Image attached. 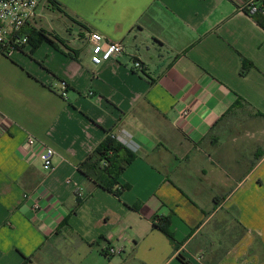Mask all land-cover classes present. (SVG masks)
<instances>
[{
  "label": "crops",
  "instance_id": "0c3cea01",
  "mask_svg": "<svg viewBox=\"0 0 264 264\" xmlns=\"http://www.w3.org/2000/svg\"><path fill=\"white\" fill-rule=\"evenodd\" d=\"M53 1L26 79L0 62V264H264V0ZM91 31L123 54L94 65ZM107 133L136 154L120 197L78 169Z\"/></svg>",
  "mask_w": 264,
  "mask_h": 264
},
{
  "label": "built area",
  "instance_id": "2783aa9c",
  "mask_svg": "<svg viewBox=\"0 0 264 264\" xmlns=\"http://www.w3.org/2000/svg\"><path fill=\"white\" fill-rule=\"evenodd\" d=\"M41 0H0V56H12L17 50L16 45L25 44L28 36L21 33L22 28L29 25L38 15V9ZM250 13L258 10L253 2L249 3ZM264 13V6L261 7ZM88 41L90 44V60L94 65H100L105 61L114 59L124 52V46L119 41H109L98 31L88 33ZM143 63L140 60L133 61V68L140 70ZM63 89H66V83L61 81ZM188 111H183L185 116ZM3 118L0 117V135L2 132ZM115 136L122 143L134 146L133 143L127 141L122 136ZM27 151L37 153L42 165L47 169H52L55 150L43 143L34 136L27 138ZM26 197L29 195L25 194ZM37 199H34L33 207L38 208ZM110 253L116 252L115 249H109Z\"/></svg>",
  "mask_w": 264,
  "mask_h": 264
},
{
  "label": "trees",
  "instance_id": "16d2710c",
  "mask_svg": "<svg viewBox=\"0 0 264 264\" xmlns=\"http://www.w3.org/2000/svg\"><path fill=\"white\" fill-rule=\"evenodd\" d=\"M260 11L263 13L261 9ZM256 12L257 11H255L254 14H256ZM257 21L264 28V17H257ZM21 33L28 36V41L25 44H30L31 53L35 52V50L39 48L43 42H49L55 45V42L50 38L49 34L42 29H38L33 26H25L22 28ZM25 44L16 45V47L17 49H22ZM57 79L59 78L57 77ZM244 102L245 101L242 99H239L231 111L238 105L245 104ZM135 158L136 154L132 149L119 141L112 134L107 133L103 140L79 164L78 169L94 185L102 187L103 189L113 193L115 196L120 197L121 194L130 187V185L121 184L119 177ZM80 202L81 198H79L78 205ZM154 224L157 228L172 238L173 235L170 230L169 217H161L157 215L155 217ZM27 259L28 258H26L21 264H25Z\"/></svg>",
  "mask_w": 264,
  "mask_h": 264
},
{
  "label": "rangeland",
  "instance_id": "374dc122",
  "mask_svg": "<svg viewBox=\"0 0 264 264\" xmlns=\"http://www.w3.org/2000/svg\"><path fill=\"white\" fill-rule=\"evenodd\" d=\"M46 3L49 2V6L47 5V10H46V14H45V22L47 23V28H54L55 30H57V32H60L61 29H64V26L70 24L69 18L63 14V11H61L62 9H59L52 4H55V2L53 0H45ZM22 54H19L17 52H15L13 54V57H8V56H0V62L3 61H9L6 62L7 64L5 65V69L7 70V72H11L13 74L16 75H20L21 77L26 79V67L23 65V56H21ZM30 60V56L29 53L27 54V58L26 61ZM27 66V64H26ZM11 73H9V75L11 76ZM27 73V72H26Z\"/></svg>",
  "mask_w": 264,
  "mask_h": 264
}]
</instances>
